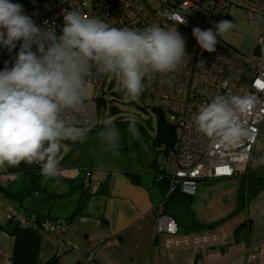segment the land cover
<instances>
[{"label":"clouds","instance_id":"clouds-1","mask_svg":"<svg viewBox=\"0 0 264 264\" xmlns=\"http://www.w3.org/2000/svg\"><path fill=\"white\" fill-rule=\"evenodd\" d=\"M63 21L57 34L54 25L38 26L22 4L0 0V47L11 53L19 44L12 66L6 61L0 70V169L36 164L57 184L63 142H83L87 136L78 121L87 115L92 78L112 75L123 100L137 102L148 75L173 72L190 59L186 38L176 27L117 28L75 8L63 10ZM186 22L177 18L178 24ZM232 28L231 21L220 20L208 29L193 27L192 35L202 51L212 53L217 38ZM204 64L200 60L197 67ZM250 106L246 97L217 95L200 107L194 122L211 148L231 151L251 136L241 119ZM127 120L128 133L143 143L135 113L129 112ZM97 136L106 151L119 154L121 134L111 118L104 119Z\"/></svg>","mask_w":264,"mask_h":264},{"label":"built area","instance_id":"built-area-1","mask_svg":"<svg viewBox=\"0 0 264 264\" xmlns=\"http://www.w3.org/2000/svg\"><path fill=\"white\" fill-rule=\"evenodd\" d=\"M153 1L155 5L150 0H9L22 4L25 14L38 26L54 25L57 34L64 26L63 10L75 8L89 17L99 16L117 28L142 30L156 24L165 29L176 27L186 38L185 51L190 59L185 57V62L173 72L148 75L141 93L144 108L169 114V121L175 123V148L163 162V178L167 182L164 199L176 191L192 197L201 181L243 177L263 168L264 0ZM232 8L241 10L247 23L256 22L261 26L257 43L237 50L218 37L215 52L202 51L192 35V28L208 29L213 23L226 20ZM178 17L187 22L178 24ZM18 51L19 44L11 53L0 47V70L6 61L9 68L12 66ZM200 60L205 61L204 68L197 67ZM107 77L108 74H100L90 80L87 115L79 118L78 126L84 129L97 126V101L104 93ZM217 95L242 96L251 101L249 110L241 117L251 136L231 151H222L219 145L211 148L208 138L197 130L194 122L200 107ZM91 188L96 189L95 186ZM3 204L0 199V207L6 208ZM151 215L153 238L177 233L178 223L163 213L162 202ZM11 217L20 224L27 220L7 208V219ZM66 228L63 221L49 219L43 223L41 233L61 239Z\"/></svg>","mask_w":264,"mask_h":264},{"label":"crops","instance_id":"crops-1","mask_svg":"<svg viewBox=\"0 0 264 264\" xmlns=\"http://www.w3.org/2000/svg\"><path fill=\"white\" fill-rule=\"evenodd\" d=\"M90 172L89 184L99 191L95 194L91 191L75 214L81 193L75 189L76 183L68 179L69 191L78 194L69 213L52 215L51 207L44 206L50 201H59L58 197L64 194L62 189V192L53 191L56 197L52 200L44 193L43 198L36 197L27 206L20 196V201L16 199L17 205L5 203L6 208L0 207V264H11L13 239L2 228L7 221V208L23 214H44L48 219L68 220L61 239L50 234L42 237L39 264H45L52 257L56 258V264H264V190L239 210L236 183V188L226 190L227 207L218 205L212 209L207 207L206 201H199L195 208L192 205L183 207L185 221L168 211L178 223L177 233L153 238L151 212L161 203L160 190L152 184L159 194L153 192L142 179L139 168L128 165L106 167L93 180ZM128 173L135 174L137 181L134 182ZM21 175L27 180L21 178L19 189L12 190ZM225 181L229 180L217 182L212 187L222 189ZM27 185L28 178L24 174L0 177V193L8 191L12 196L7 197L11 199L15 194H23ZM202 187L203 184L199 187L201 193L208 190ZM212 187L209 189L213 190ZM223 219L226 220L221 221ZM195 223L211 226L197 227Z\"/></svg>","mask_w":264,"mask_h":264},{"label":"rangeland","instance_id":"rangeland-1","mask_svg":"<svg viewBox=\"0 0 264 264\" xmlns=\"http://www.w3.org/2000/svg\"><path fill=\"white\" fill-rule=\"evenodd\" d=\"M152 5H155V1L150 0ZM226 20H229L233 23V28L225 34H222L220 38L222 41L230 45L231 47L241 50L244 49V46L255 45L260 36L261 26L254 23H247L244 18L243 12L237 9H230L227 15ZM120 82L117 78L108 74L106 82L104 84V93L102 96L106 99L107 109L109 111L108 106L110 104L115 105L119 112L116 114L107 115V111L104 117L101 116V109L103 108V102L100 101V106L97 107L98 113V129L92 132L91 134L86 136V139L83 142L72 143L71 145L64 141L63 143L66 147L62 150L59 157V167L62 169V175L59 178L60 184H57L54 179H46L43 176L40 178L41 185L43 188L51 189V192L63 190L62 196L58 197L59 201H50L48 205H44L51 207V213L62 215L64 213H69L70 208L72 207L71 203L75 202V199L78 198V194L75 191H69L68 180H73L77 183L79 180L86 179L89 172L91 173V179H95L102 169L106 167H115L118 165H128L130 167H134L135 169L139 168L140 172L143 173L142 179L147 186L156 194H159L158 189L152 185V174L149 167H146V162L151 161L153 156L155 155L152 151L155 146L152 145V140L156 135L157 131V114L151 109H143L141 100L139 99L137 102L125 101L123 99L119 101H110L113 93H120ZM122 95V94H121ZM129 112H134L137 117V127L143 138V143H140L134 140L131 135L128 133V114ZM108 117L113 120L116 127L119 129L121 134L120 144L121 148L119 154L114 155L111 151H106L105 146L102 144L101 139L97 136V133L103 130V121ZM164 117L167 121L170 120L171 115L164 114ZM143 165V167H142ZM8 167L0 169L2 175L8 174ZM90 170V171H89ZM261 170L259 171V173ZM23 179V175L19 176L18 182L11 187L12 190L16 191L19 189L20 179ZM88 178V177H87ZM23 180V181H25ZM229 181H225V187L216 189L213 184L223 181V180H215V181H202L198 183L197 193L195 197H191V204L193 208H195V204L199 201H206L207 207L214 209V207H227L229 205L228 197L226 194V190H230L236 186L238 183L237 178L226 179ZM66 182V183H65ZM203 184L202 188H208V190L201 193V188H199ZM206 186V187H204ZM214 188L210 190L209 188ZM236 188V187H235ZM45 194L41 191L35 190L31 193L30 196L24 197V205H29L33 203V199L36 197L43 198ZM229 196V195H228ZM205 198V200H203ZM0 199L3 203H7L10 205H17V200L11 199L7 197L4 193H0ZM221 199V201L219 200ZM26 200V201H25ZM212 200V201H210ZM162 201V200H161ZM47 201H44V203ZM212 202V203H210ZM210 203V204H209ZM3 204V205H4ZM36 204V203H35ZM33 204L34 206H37ZM182 205V206H181ZM178 206L172 205L169 206L168 211L175 214L179 220L185 221L186 214L183 211V207L186 208V204H181ZM219 205V206H218ZM6 207V206H5Z\"/></svg>","mask_w":264,"mask_h":264},{"label":"trees","instance_id":"trees-1","mask_svg":"<svg viewBox=\"0 0 264 264\" xmlns=\"http://www.w3.org/2000/svg\"><path fill=\"white\" fill-rule=\"evenodd\" d=\"M121 99H123L122 95L120 93L115 92L112 94V98L110 101L111 102L119 101ZM139 99L141 100L142 103L141 95ZM100 101L103 102V108L101 109V113H100L102 117L105 116L106 111H107V115L108 114L113 115L119 112L118 108L112 104L108 106L109 108L108 111L106 105V99L103 96L98 99L97 107L100 106L99 103ZM119 102H123V100ZM142 107L143 109H146L144 108L143 105ZM153 111L157 114V131L155 137L152 140V145L155 146L152 151L154 152L155 155L153 156L151 161H149L148 167L152 174V184L155 187H157L162 194L161 202H162L163 213L175 219V217L171 215L170 212H168L169 206L172 205L178 206L180 204H186L187 206H189L191 204V196H187L176 191L171 195H169L166 199H164L165 190L167 188L166 186L167 182L163 178L165 176V171L163 170V162L170 156V152L173 151L175 148V136H174L175 123L172 121H167L164 117L165 113H163L162 111L160 110H153ZM97 127L98 125L94 128L85 129L87 135L96 131V129H98ZM67 143L70 145L72 144L71 141H67ZM260 170L261 172L259 173ZM7 172L8 174H18V175L24 174L28 178V185L24 190L25 192H23V194L21 193L15 194L16 196H13L15 199L20 201L19 199L20 196H22V198H24L25 196H30L31 193L34 192L35 190L45 193L46 197L50 200L56 197V194L42 187L40 181V178L42 177L40 172V166L36 164L28 165L24 162H21V164L17 167H8ZM0 174L2 175L1 172ZM128 176L131 177V179L134 182L137 181V176L135 174L128 173ZM237 179H238V183H237L236 203L239 210L250 199H252L256 195H258L261 191L264 190V167L246 176L237 177ZM84 180H87L88 183H86ZM209 181H215V180H209ZM91 186L92 185L89 184L88 178L79 180L76 183L75 189L80 190L81 198L73 214L77 213L79 209H81L86 198L89 195H91L90 193L91 191H94V194L98 193L99 191L98 187L95 186L96 189L92 190ZM4 194L12 196V194L9 193L8 191H5ZM155 208L152 211H154ZM18 213L27 219L25 224H20L18 221L14 220V218L11 217L10 219H7L4 226H2V228L6 231V233H8V235H10L13 239V248L10 258L11 264H39L37 262L39 255V248L41 244V239L45 235L41 233V230L43 229V223L46 220H49L48 216L40 213H27V214H23L20 212ZM226 219H223L221 221H224ZM51 220L63 221L66 226L68 225L67 219H51ZM194 226L210 227L211 225H203V224L195 223ZM45 264H56V258L52 257Z\"/></svg>","mask_w":264,"mask_h":264}]
</instances>
